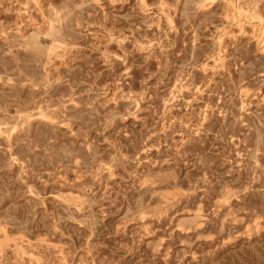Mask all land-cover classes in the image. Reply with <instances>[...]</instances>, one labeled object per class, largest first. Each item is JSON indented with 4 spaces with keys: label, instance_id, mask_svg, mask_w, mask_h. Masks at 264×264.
Here are the masks:
<instances>
[{
    "label": "rangeland",
    "instance_id": "374dc122",
    "mask_svg": "<svg viewBox=\"0 0 264 264\" xmlns=\"http://www.w3.org/2000/svg\"><path fill=\"white\" fill-rule=\"evenodd\" d=\"M0 264H264V0H0Z\"/></svg>",
    "mask_w": 264,
    "mask_h": 264
}]
</instances>
